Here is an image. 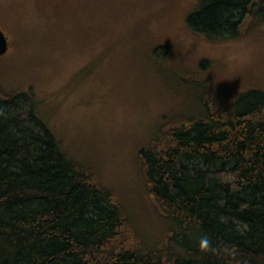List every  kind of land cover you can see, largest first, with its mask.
Here are the masks:
<instances>
[{
	"label": "trees",
	"instance_id": "trees-1",
	"mask_svg": "<svg viewBox=\"0 0 264 264\" xmlns=\"http://www.w3.org/2000/svg\"><path fill=\"white\" fill-rule=\"evenodd\" d=\"M18 1L0 0L21 26L10 32L0 18L8 50L46 41L85 58L93 50L97 63L124 59L174 105L140 122L125 144L133 185L115 189L96 157L56 137L31 89L0 75V264H264V86L247 70L221 81L206 61L175 66L153 28L167 13L145 9L173 4L182 28L211 44L264 45V0H85L81 48L72 0Z\"/></svg>",
	"mask_w": 264,
	"mask_h": 264
},
{
	"label": "rangeland",
	"instance_id": "rangeland-1",
	"mask_svg": "<svg viewBox=\"0 0 264 264\" xmlns=\"http://www.w3.org/2000/svg\"><path fill=\"white\" fill-rule=\"evenodd\" d=\"M84 3L85 0H72L70 3L65 2L64 7L68 12L67 21L74 30V45L79 48L86 43L83 40L84 32L77 30L79 16L83 17L82 28L86 27ZM172 6L171 3L165 6L159 4L157 7H150L149 3L145 5V9L151 12L167 13V17L156 22L153 28L165 33L167 40L164 43L171 48L169 59L172 64L190 70L199 61H206L214 66L221 81L239 76L238 73L247 70L251 74L244 73L249 74L250 79L264 86L262 42L243 40L211 44L190 36L182 28L181 9ZM145 9H137V12L141 16L147 15ZM0 18L9 22L10 28L7 29L10 32L14 31V27L21 28L19 21L6 20L1 10ZM87 40L91 39L87 37ZM24 43L27 45L28 40ZM94 52L92 50V54L86 55V58L77 53L70 55L61 45L58 48L55 43L50 45L46 41L38 42L33 50L27 49L22 55V50L17 47L16 50H7L0 57V75L5 77L1 76L3 79L11 80V86L31 89L36 94L43 121L68 147L73 145L80 157L98 159L103 166L105 185L128 190L133 182L125 144L141 121H147L153 113H164L170 109L171 103L155 77H148L146 81L144 73L128 67V61L122 59L125 66L118 62L114 64L108 54L102 62L97 63V52ZM90 57L92 61L83 66ZM170 102L173 106L174 102Z\"/></svg>",
	"mask_w": 264,
	"mask_h": 264
},
{
	"label": "water",
	"instance_id": "water-1",
	"mask_svg": "<svg viewBox=\"0 0 264 264\" xmlns=\"http://www.w3.org/2000/svg\"><path fill=\"white\" fill-rule=\"evenodd\" d=\"M7 50H8V42L4 33L0 29V57L5 55Z\"/></svg>",
	"mask_w": 264,
	"mask_h": 264
},
{
	"label": "clouds",
	"instance_id": "clouds-1",
	"mask_svg": "<svg viewBox=\"0 0 264 264\" xmlns=\"http://www.w3.org/2000/svg\"><path fill=\"white\" fill-rule=\"evenodd\" d=\"M199 246H200V249L203 252H209V251H212L213 250L211 248V244H210L209 238L207 236H202L200 238Z\"/></svg>",
	"mask_w": 264,
	"mask_h": 264
}]
</instances>
